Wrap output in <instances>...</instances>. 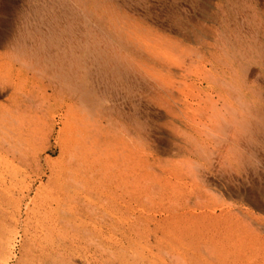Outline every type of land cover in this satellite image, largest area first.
<instances>
[{
  "label": "bare ground",
  "instance_id": "bare-ground-1",
  "mask_svg": "<svg viewBox=\"0 0 264 264\" xmlns=\"http://www.w3.org/2000/svg\"><path fill=\"white\" fill-rule=\"evenodd\" d=\"M233 1L209 30L174 0L164 25L153 0L18 6L0 27L2 264H264V10Z\"/></svg>",
  "mask_w": 264,
  "mask_h": 264
},
{
  "label": "rangeland",
  "instance_id": "rangeland-1",
  "mask_svg": "<svg viewBox=\"0 0 264 264\" xmlns=\"http://www.w3.org/2000/svg\"><path fill=\"white\" fill-rule=\"evenodd\" d=\"M2 1L5 4H7L8 6H5L3 8V10H2L3 13H2L1 19H0V27L4 31H6L8 34H10V33L12 34L15 31V21H17V15L16 14H19L17 12L18 6L21 5V4L28 3V1H30V0H2ZM153 2H155V4H157L155 6V11H157L159 14L162 15V16H160V15L158 16V19H159L158 21H159V23L164 25V23H162V21H163V19L166 18V14H169L170 6H171V4H173L172 0H153ZM247 2H249V3H247ZM259 2H260V4H259ZM200 3L202 5L204 3L205 6L202 7L200 5ZM218 3L226 4L225 0L224 1L223 0L222 1H220V0H208V3L205 2L204 0L203 1H201V0H199V1L198 0H174V5H176L177 12L182 11L181 9L184 10V8L189 9L190 12L188 14H189V16H192V18L190 20V22L192 24H194V23L197 24L198 20H201V18H200L201 15H204L206 17L205 21L207 23L206 24L207 30L213 29L214 26H215L214 28L218 27V25L220 24L219 21L223 20V14L222 13L226 14V12H224L225 9L222 10V11L220 10V12H219V9L217 8L218 7L217 6ZM233 3L237 4L238 6H240V8H242V6L246 7L249 4H254L255 8L254 9L251 8V10H248V13H247L246 17H251V16L254 15V13L255 14H257V12L261 13L264 10V0H253V2H252V0H248V1L247 0H236V1L234 0ZM201 10L203 12H201ZM251 11H252L253 14L251 13ZM184 13H181L182 16L184 15ZM217 14L219 15V17H218ZM241 19H242V17H241ZM241 19H240V16H239L238 20L241 21ZM158 28H160V27L158 26ZM188 43L191 44V45L193 44L192 41H188ZM0 50H2L1 46H0ZM262 59H259V65L262 64L263 65L262 67H264V63H263L264 62V57H262ZM263 71H264V69H263ZM261 79L263 80L262 82H263V86H264V78H261ZM48 154H49L51 159H55V158L59 157L58 149H54V150H52V152H50ZM161 156H163V155H159V157L163 158V160H166V158H169L168 156H163V157H161ZM43 183H46V182H43ZM35 185L37 187V185H39V184L35 183ZM51 186L52 185H50V187ZM222 200L218 199V202H221ZM229 200H231L232 202H230ZM224 202H226V204H233V202H234V204H237L236 201H234L233 199H228V198H225ZM237 206H239V204ZM256 214H257V216L261 215L258 212ZM8 239H9V237L5 240V243L8 242ZM0 243H2V242H0ZM3 254H5V253H3ZM3 254H1V257H0V264H2V262H3V260H2L3 259V257H2ZM1 260H2V262H1ZM14 260L9 261L7 264H10V263L11 264H15Z\"/></svg>",
  "mask_w": 264,
  "mask_h": 264
}]
</instances>
